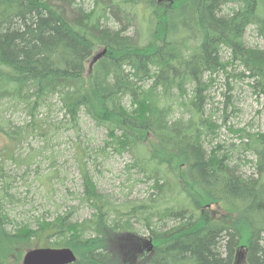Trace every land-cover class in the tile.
<instances>
[{"label": "trees", "instance_id": "obj_1", "mask_svg": "<svg viewBox=\"0 0 264 264\" xmlns=\"http://www.w3.org/2000/svg\"><path fill=\"white\" fill-rule=\"evenodd\" d=\"M250 28L264 43V0H0V133L12 141L0 151V264L36 247L71 248V264H264V131L233 130L241 143L230 147L206 139L218 135L208 108L217 75L247 80L264 99V47L247 44ZM10 101L26 111L21 126L2 117ZM87 118L106 131L90 156L132 155L127 169L149 197L115 203L78 143L91 216L74 208L15 222L6 160L32 165L35 153L16 156L20 144L57 128L80 137ZM235 150L254 157L249 174ZM141 230L151 252L142 240L126 257L116 236Z\"/></svg>", "mask_w": 264, "mask_h": 264}, {"label": "rangeland", "instance_id": "obj_2", "mask_svg": "<svg viewBox=\"0 0 264 264\" xmlns=\"http://www.w3.org/2000/svg\"><path fill=\"white\" fill-rule=\"evenodd\" d=\"M91 1L86 0V3ZM129 33H132V30ZM245 41L250 46L264 47V43L256 35L253 28L247 30ZM88 67V75L90 76L92 71L90 65ZM227 83L232 86L231 90L227 88ZM227 90L232 95L235 107L229 106L228 111H225L226 97L224 93ZM209 92L213 105L209 104L208 108L215 110L213 121L219 128H217L218 135L214 136L213 139L208 136L207 141H211L213 145L222 143L224 147L237 146L241 140L238 134L232 132L233 130L247 129L251 133L264 131V99L258 97L251 90L247 80H233L223 75H217V83L210 88ZM55 114L56 111L53 109L50 113L51 121L53 120L52 124L57 127L58 124L54 120L60 116L56 117ZM2 117L9 120L10 125L21 126L26 119V111H23L20 105H15L11 101L6 102ZM105 133L106 131L102 127L96 128L94 123L87 118L83 120L79 133L80 137L72 129L60 128L58 130L57 128L47 137L48 141L39 137H30L28 142L20 144L18 149L15 148L17 157L30 156V153H35L37 157L33 159L30 166L27 164L17 166L11 159L6 160L5 167L14 178V180L12 178L11 186L16 197L11 204L15 205L11 211V218L20 224L35 225L36 219L41 215L48 218L55 217L58 213H64L70 209L74 210V208L76 210L74 215L79 220L91 216L92 209L84 202L81 203V195L79 196L83 187L77 168L80 155L76 145L78 143L87 151L86 160L91 166L90 170L102 193L109 195L115 203L126 200L134 202L146 200L150 195L149 190L151 191L149 183L144 177L137 176L127 169V165L133 162L132 155L111 153L106 157H102L103 155L97 158L90 156L96 147L103 145ZM8 149L11 151L12 141L5 134L0 133V151ZM234 152L240 153L241 169L247 174L253 171L252 165L246 161L247 159L250 161L254 159L252 154L244 155L241 150ZM38 171L42 173V177L51 176L39 180L36 176ZM1 183L0 181V185ZM116 239H118L120 249L128 258L138 253L140 243H143L144 240L147 243L140 247L142 248L141 252L147 255L152 249L150 235L143 230L137 234L121 233L116 236ZM44 243L45 240L38 244ZM24 254L17 261V264H22Z\"/></svg>", "mask_w": 264, "mask_h": 264}, {"label": "water", "instance_id": "obj_3", "mask_svg": "<svg viewBox=\"0 0 264 264\" xmlns=\"http://www.w3.org/2000/svg\"><path fill=\"white\" fill-rule=\"evenodd\" d=\"M104 53H98L92 62H96ZM75 261L76 256L71 248L37 247L24 254L22 264H71Z\"/></svg>", "mask_w": 264, "mask_h": 264}, {"label": "bare ground", "instance_id": "obj_4", "mask_svg": "<svg viewBox=\"0 0 264 264\" xmlns=\"http://www.w3.org/2000/svg\"><path fill=\"white\" fill-rule=\"evenodd\" d=\"M211 82V81H210ZM252 87V86H251ZM200 108V107H199ZM177 120V119H176Z\"/></svg>", "mask_w": 264, "mask_h": 264}]
</instances>
